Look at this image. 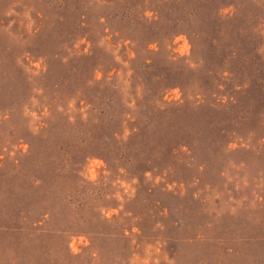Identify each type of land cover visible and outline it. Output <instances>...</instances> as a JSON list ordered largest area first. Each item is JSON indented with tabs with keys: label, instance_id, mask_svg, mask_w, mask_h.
Returning a JSON list of instances; mask_svg holds the SVG:
<instances>
[{
	"label": "rangeland",
	"instance_id": "1",
	"mask_svg": "<svg viewBox=\"0 0 264 264\" xmlns=\"http://www.w3.org/2000/svg\"><path fill=\"white\" fill-rule=\"evenodd\" d=\"M0 264H264V0H0Z\"/></svg>",
	"mask_w": 264,
	"mask_h": 264
}]
</instances>
